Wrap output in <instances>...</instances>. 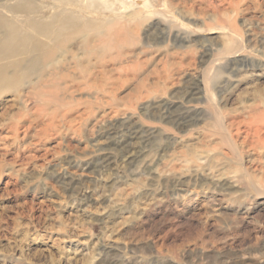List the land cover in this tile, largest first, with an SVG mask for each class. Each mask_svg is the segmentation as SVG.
I'll list each match as a JSON object with an SVG mask.
<instances>
[{
    "label": "rangeland",
    "instance_id": "1",
    "mask_svg": "<svg viewBox=\"0 0 264 264\" xmlns=\"http://www.w3.org/2000/svg\"><path fill=\"white\" fill-rule=\"evenodd\" d=\"M31 1L80 24L0 91V264H264V0Z\"/></svg>",
    "mask_w": 264,
    "mask_h": 264
},
{
    "label": "bare ground",
    "instance_id": "2",
    "mask_svg": "<svg viewBox=\"0 0 264 264\" xmlns=\"http://www.w3.org/2000/svg\"><path fill=\"white\" fill-rule=\"evenodd\" d=\"M52 1L54 2V7H56L66 0ZM69 2L74 3V0H69ZM2 9H4L5 12H9L11 15H0V91L11 93L17 92L20 82L30 76V72L34 71L39 64L45 62L49 68L53 66L54 63L58 62L57 59H52V56L54 57L52 54L53 50H51L45 41L42 42L37 40L34 42L35 49L29 48L31 41L28 42L27 36L30 34L29 30L32 29L31 25L35 22L37 25H43L45 36H49L52 30L57 27L58 30H55L54 34L51 35V40L57 41L59 38V35H56L57 33L72 31L78 27L76 24H80V22H78L79 14H76L75 11L70 9H61L50 15H47V12H41L40 14V11L37 12L31 0H18L13 6L0 7L1 12ZM38 13L40 16H36ZM18 14H22V20L17 21L12 18V16H17ZM33 52H35L36 55L32 56ZM24 63L27 71L25 75L20 72V68L23 67L22 64ZM10 70H12V72H10ZM38 81L39 84H41L42 78ZM51 86L44 81V83L39 86L40 91H36V97L43 102L54 101V97H50L51 95L48 96L45 93V89ZM260 106L253 107V114L249 117L247 122L244 121V125L247 126V134L249 135H251L250 131H252L255 136L263 134L259 126H257V124L264 121V103ZM190 117L191 115L179 117L178 122H186ZM239 123L241 124L242 122ZM237 126L239 125L237 124Z\"/></svg>",
    "mask_w": 264,
    "mask_h": 264
}]
</instances>
